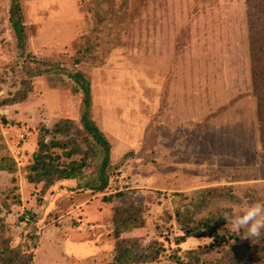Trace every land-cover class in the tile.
<instances>
[{"label": "rangeland", "instance_id": "374dc122", "mask_svg": "<svg viewBox=\"0 0 264 264\" xmlns=\"http://www.w3.org/2000/svg\"><path fill=\"white\" fill-rule=\"evenodd\" d=\"M18 2L24 40L14 0H0V232L14 264H112L121 243L152 258L127 264H264V237L245 239L225 221L216 239L181 238L175 216L208 188L217 189L196 219L264 202L247 0ZM77 72L110 142L102 191L87 186L98 184L91 156L79 179L48 188L28 179L39 141L65 138L51 131L56 122L70 119L85 136ZM53 152L64 164L85 156ZM119 209L141 225L116 236Z\"/></svg>", "mask_w": 264, "mask_h": 264}, {"label": "trees", "instance_id": "16d2710c", "mask_svg": "<svg viewBox=\"0 0 264 264\" xmlns=\"http://www.w3.org/2000/svg\"><path fill=\"white\" fill-rule=\"evenodd\" d=\"M248 3V29L250 44V61L252 72V86L254 94L257 98V122L259 131L264 138V0H247ZM12 24L15 28L17 36L20 40H24V26L22 25L23 15L18 0H14L12 6ZM76 82L75 90L84 94L85 112L81 117V124L85 132V136L80 140L74 130V122L70 119H62L54 124L51 131L63 135L65 138H53L49 141L41 139L38 143V150L34 155L33 163L29 166L28 179L30 182H43L44 188H48L54 183L64 179H79L82 169L88 166V157L98 163L97 176H93V180L97 178L98 184H88L90 188L102 191L106 189L109 183V175L107 170L110 163V142L97 126L90 115L91 108V89L90 81L82 73L77 72L71 74ZM78 132V129L76 130ZM46 133L50 132L48 129ZM81 141L88 145L86 151L81 146ZM60 148L64 151V155L71 157L74 154L84 153L80 160H72L67 164L59 161L60 156L53 152V149ZM0 169H5L0 164ZM217 188H208L198 193L193 199L195 204H184L176 209V219L183 230L181 238L185 237H203L211 236L218 238L217 227L222 225L226 220H213L209 217L196 219L194 216V208L202 207L200 200L204 194L216 191ZM177 195H180L177 193ZM1 211V210H0ZM198 211V210H197ZM130 209L117 210L115 218L117 224L115 235H120L123 231L140 226L141 223H135L138 219L130 216ZM128 214V215H126ZM124 215L127 216L126 220ZM234 238V236H230ZM228 241V238H220ZM4 236L0 232V264H14V252L8 245L4 244ZM152 259L150 255L143 253L133 254L132 247L128 244H119L114 253L112 264H127L130 262L142 263Z\"/></svg>", "mask_w": 264, "mask_h": 264}, {"label": "clouds", "instance_id": "9594fccd", "mask_svg": "<svg viewBox=\"0 0 264 264\" xmlns=\"http://www.w3.org/2000/svg\"><path fill=\"white\" fill-rule=\"evenodd\" d=\"M231 230L245 239L264 237V202H245L239 212L223 216Z\"/></svg>", "mask_w": 264, "mask_h": 264}]
</instances>
